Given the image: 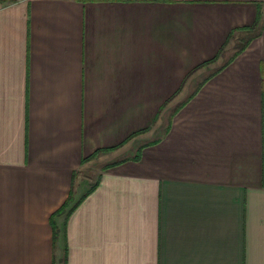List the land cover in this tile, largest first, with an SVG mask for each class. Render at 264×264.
Wrapping results in <instances>:
<instances>
[{
    "label": "crops",
    "instance_id": "0c3cea01",
    "mask_svg": "<svg viewBox=\"0 0 264 264\" xmlns=\"http://www.w3.org/2000/svg\"><path fill=\"white\" fill-rule=\"evenodd\" d=\"M0 264H264V0H0Z\"/></svg>",
    "mask_w": 264,
    "mask_h": 264
},
{
    "label": "trees",
    "instance_id": "16d2710c",
    "mask_svg": "<svg viewBox=\"0 0 264 264\" xmlns=\"http://www.w3.org/2000/svg\"><path fill=\"white\" fill-rule=\"evenodd\" d=\"M94 187V185L91 186L90 190ZM89 192V190L77 201L73 202V199L71 197V192L69 193L68 197L64 201V203L55 211L54 214H62L65 213V219L68 218V216L71 214V212L78 206L81 199ZM53 224V221H52ZM55 225V224H54Z\"/></svg>",
    "mask_w": 264,
    "mask_h": 264
},
{
    "label": "rangeland",
    "instance_id": "374dc122",
    "mask_svg": "<svg viewBox=\"0 0 264 264\" xmlns=\"http://www.w3.org/2000/svg\"><path fill=\"white\" fill-rule=\"evenodd\" d=\"M94 168H95V167H94ZM96 169H98V168H96ZM96 169H95V170H96ZM96 171H97V170H96ZM83 172H84V171H83ZM86 173H87V172L85 171V172H84V176L87 175ZM96 175H97V174L94 172V180H95V178L97 177ZM92 179H93V178H92Z\"/></svg>",
    "mask_w": 264,
    "mask_h": 264
}]
</instances>
